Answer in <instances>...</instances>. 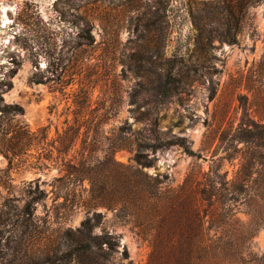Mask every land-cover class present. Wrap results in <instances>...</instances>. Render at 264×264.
Listing matches in <instances>:
<instances>
[{
  "label": "rangeland",
  "instance_id": "obj_1",
  "mask_svg": "<svg viewBox=\"0 0 264 264\" xmlns=\"http://www.w3.org/2000/svg\"><path fill=\"white\" fill-rule=\"evenodd\" d=\"M12 70L0 108L23 113L0 112V264H149V240L72 167L99 184L138 149L238 248L230 264H264L263 177L245 188L241 170L264 149L240 139L264 123V0H0V82ZM89 205L101 216L81 235Z\"/></svg>",
  "mask_w": 264,
  "mask_h": 264
},
{
  "label": "trees",
  "instance_id": "obj_2",
  "mask_svg": "<svg viewBox=\"0 0 264 264\" xmlns=\"http://www.w3.org/2000/svg\"><path fill=\"white\" fill-rule=\"evenodd\" d=\"M14 73L4 74L0 83L7 88L12 86L10 79ZM165 93V92H164ZM2 100V98H0ZM1 113H23V108L17 103H4L0 108ZM244 125V126H243ZM240 126L241 136L245 142L252 143L256 148L264 149V123L251 122ZM178 143L169 142L168 145ZM167 144L164 146L167 147ZM162 145L152 144L154 152ZM188 149V148H187ZM192 153L191 150H188ZM137 167L116 161L113 157L103 164L112 174L104 180L91 176L87 164H82V169L72 166L82 172L83 179L90 181V192L93 194L95 204L119 210L121 217L130 222L143 237L147 238L152 247L149 264H230L233 254H238V248H232L225 234H211V228L206 226V211L200 209L198 202L191 195L187 198L179 194V187H163V181L156 176H151L142 168L149 166L151 159H146L139 149L134 155ZM256 165L262 169L256 170ZM243 187L247 188L249 182H256L253 173L262 175V188L264 189V151L260 152L254 160L242 163ZM167 177H164L166 179ZM209 181V180H208ZM205 185L213 184L205 183ZM204 186L199 190L201 199L210 202L211 192ZM96 191L98 194H95ZM89 205L87 212L92 210V215H87L77 231L83 235L88 232L101 216V212L94 210ZM211 222V221H209ZM107 233L100 235L101 243L115 244ZM3 237H0V243ZM117 244V241H116ZM234 253L232 254V252Z\"/></svg>",
  "mask_w": 264,
  "mask_h": 264
}]
</instances>
